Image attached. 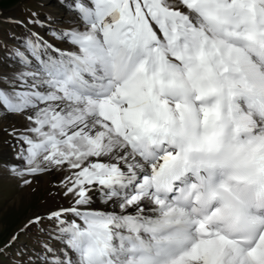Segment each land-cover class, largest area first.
I'll return each mask as SVG.
<instances>
[{"label":"snow or ice","instance_id":"6c2138e0","mask_svg":"<svg viewBox=\"0 0 264 264\" xmlns=\"http://www.w3.org/2000/svg\"><path fill=\"white\" fill-rule=\"evenodd\" d=\"M66 8L63 47L33 32L14 50L0 115L27 122L11 177L61 173L69 204L0 257L36 227L13 264H264V0Z\"/></svg>","mask_w":264,"mask_h":264},{"label":"rangeland","instance_id":"374dc122","mask_svg":"<svg viewBox=\"0 0 264 264\" xmlns=\"http://www.w3.org/2000/svg\"><path fill=\"white\" fill-rule=\"evenodd\" d=\"M68 2L70 0H64V3L61 0H0V76L12 74L18 67L13 56L14 50H24L23 41L30 33L35 32L49 43L63 47L49 34V27L67 26ZM33 13L36 14L35 17L32 16ZM30 18L41 20L43 26L29 23ZM0 88L7 90L8 85L0 81ZM26 124L20 116L0 115V248H3L29 217L58 207L52 204V196L57 189H60L58 193L66 205L69 204L68 198L63 194L64 190L58 187L62 179L61 173L46 174V178L36 179L30 187L25 188H20V181L11 177L8 169L11 166L23 167V161L16 159L21 144L9 133L14 128L23 130ZM43 226L46 227L47 222ZM38 238L42 237L38 229L33 227L27 234H22L8 250L11 259L0 257V260L3 264H13L21 259L16 255L20 245H24L29 254L33 248L39 250Z\"/></svg>","mask_w":264,"mask_h":264},{"label":"bare ground","instance_id":"6f19581e","mask_svg":"<svg viewBox=\"0 0 264 264\" xmlns=\"http://www.w3.org/2000/svg\"><path fill=\"white\" fill-rule=\"evenodd\" d=\"M46 177H47V175L44 174V175H41V176L37 177L36 179H44ZM59 190L60 189H57V192H55L54 195L52 196V204H53V206H58V207L60 205L67 206L66 202L64 201V199L59 195V193H58ZM94 204L99 205V200L94 198Z\"/></svg>","mask_w":264,"mask_h":264}]
</instances>
